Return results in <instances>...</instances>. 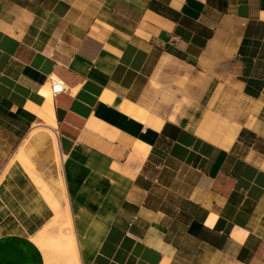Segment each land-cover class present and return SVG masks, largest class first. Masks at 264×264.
I'll return each instance as SVG.
<instances>
[{
    "label": "crops",
    "instance_id": "crops-1",
    "mask_svg": "<svg viewBox=\"0 0 264 264\" xmlns=\"http://www.w3.org/2000/svg\"><path fill=\"white\" fill-rule=\"evenodd\" d=\"M36 126L81 264H264V0H0V264L68 263Z\"/></svg>",
    "mask_w": 264,
    "mask_h": 264
},
{
    "label": "bare ground",
    "instance_id": "bare-ground-1",
    "mask_svg": "<svg viewBox=\"0 0 264 264\" xmlns=\"http://www.w3.org/2000/svg\"><path fill=\"white\" fill-rule=\"evenodd\" d=\"M26 140H33V145L37 148H39L40 153L43 152V158L39 163L34 164L31 166V168L38 169L40 167L41 172L39 170H36L34 173V180L37 184H42L44 187L43 192H55L57 194L62 195V202L65 204V211L63 213L60 212V210H57L55 215L53 216L54 218L52 219L54 226L59 228V237L54 238H46L43 236L40 232V236L34 237L38 243H43L45 240L49 242L48 244L51 245L55 250V253H58V255H63L68 259L67 264H81L79 257H78V252H77V247L76 243L74 240V236L72 233V218L70 215V211L68 209L67 205V199L65 196V184L63 180V176L61 177V181L59 182H54L53 179H49L50 176V169L49 166L50 164L48 163V160H50L51 164L54 162L58 163L59 166H61V154L58 146V141H57V135L55 131L51 127H44V126H36L28 135ZM24 141L26 143L27 141ZM34 140H37V142L34 143ZM51 142V149L47 151L45 150L46 143ZM23 143V144H24ZM19 152V151H18ZM17 153H15L14 157L11 159L10 163L12 162L16 164L18 161L17 160ZM20 163V162H19ZM17 163V164H19ZM8 170V168H7ZM67 187V186H66ZM67 190V188H66ZM68 192V191H67ZM68 196V193H67ZM69 202V200H68ZM74 216V215H73ZM62 217V218H61ZM75 223V222H74ZM74 227V225H73ZM75 228V227H74ZM67 230V231H66ZM44 233V231H41ZM76 233V231H75ZM74 233V235H75ZM77 235V234H76ZM77 237V236H76ZM77 239V238H76ZM63 240V241H62ZM34 241V240H33ZM78 242V240H77ZM79 246V244H78ZM80 250V249H79ZM56 255V254H55ZM57 256V255H56Z\"/></svg>",
    "mask_w": 264,
    "mask_h": 264
},
{
    "label": "rangeland",
    "instance_id": "rangeland-1",
    "mask_svg": "<svg viewBox=\"0 0 264 264\" xmlns=\"http://www.w3.org/2000/svg\"><path fill=\"white\" fill-rule=\"evenodd\" d=\"M26 141L27 142L22 144L21 147L18 150L19 151L18 154H17V160L18 161H16V162L17 163L20 162L19 164H23L26 167L27 172L34 176V173L36 172L37 169L31 168V166L34 165V164L39 163V161H41L44 156H43V152L40 153L39 148H37V147H35L33 145V140H26ZM35 142H37V140H34V143ZM47 149L48 150L51 149V142L46 143V147H45L44 151H47ZM48 163L50 164V166H49V169H50L49 179H53L54 182L61 181V177H62L61 166H59V164L56 163V162L51 164L50 160H48ZM49 225L50 226H54L53 221H51ZM43 231H44V233H42V232H40V233L43 236H45L44 234H46L47 230H43ZM38 236H40L39 233L36 234L35 237H38Z\"/></svg>",
    "mask_w": 264,
    "mask_h": 264
},
{
    "label": "built area",
    "instance_id": "built-area-1",
    "mask_svg": "<svg viewBox=\"0 0 264 264\" xmlns=\"http://www.w3.org/2000/svg\"><path fill=\"white\" fill-rule=\"evenodd\" d=\"M50 88H51V92H52L53 95H57V94H59V93L64 91V87H63L62 83L60 81H58V80L53 81L51 83V87Z\"/></svg>",
    "mask_w": 264,
    "mask_h": 264
}]
</instances>
